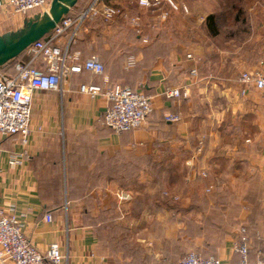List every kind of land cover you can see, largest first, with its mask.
<instances>
[{
	"label": "crops",
	"instance_id": "0c3cea01",
	"mask_svg": "<svg viewBox=\"0 0 264 264\" xmlns=\"http://www.w3.org/2000/svg\"><path fill=\"white\" fill-rule=\"evenodd\" d=\"M102 2L140 15L150 40L143 43L138 35L137 40L127 34L130 25L123 16L109 21L104 29L99 27V32L97 27L85 26L71 52L83 58L98 56L105 63L106 72L73 73L62 92H33L26 141L20 134L0 137V208L19 217L25 234L42 252L46 253L51 243H59L62 251L69 254L63 264H129L134 254L135 263L167 264L181 257L191 247V241H201L193 236L191 240L190 233L182 232V207L139 211L138 215L146 217L144 220L163 217L162 232L155 244L146 234L154 229L151 224L138 221L133 226L129 222L127 227L132 234L135 231V235H140L136 237L142 247L139 254L134 253L137 246L127 242L128 237L123 253L111 251L104 239L100 241L97 227L89 222L91 217H100L101 209L116 201L119 191L130 192L133 197L137 190L122 186V181L131 182L130 175L137 164L138 181L144 182L147 189V157L177 171L187 170L190 176L193 171L199 174L201 168L207 169L208 176L201 178L206 181V189L212 186V190L219 188L222 181L221 185L227 183L235 188L243 180L240 173L244 166V173L252 175L244 180L246 187L233 195L223 209L226 234L216 257L222 264L240 261V254L233 247L245 226L249 262L256 264L264 258V89L242 84L239 74L264 73V3H252L246 23L248 31L232 29L224 40L222 29L214 34L206 24L208 15L225 9L223 3H179L180 11H172L166 21H161L158 11L140 6L138 0ZM89 4L85 3L84 8ZM164 6L168 8L167 4ZM179 13L184 17L182 21H178ZM25 18L1 10L0 33L2 27L20 28ZM184 34L188 38L182 37ZM154 41L171 43V48L156 57L155 53L146 54L136 48L151 47L150 42ZM131 54L137 55L139 63L127 73L130 84L152 97L153 111L141 126L116 132L103 118L110 104L107 96L102 93L90 97L79 88L83 83L105 86V77L109 83H120L118 80L123 78L112 76L110 71L125 72L126 58ZM41 64L39 60L38 65ZM172 88H179L182 94L168 97L166 91ZM243 88L246 93H242ZM167 112L180 113L181 121H166ZM202 140V153H197ZM13 155H22L23 162L11 163ZM191 157L193 167L186 165ZM239 157L248 163L237 162ZM198 199L189 196L185 200L191 204ZM127 205L115 209L116 213L132 214ZM47 214L52 215L51 221L46 219ZM99 225L104 228L103 222ZM113 253L119 259L113 261Z\"/></svg>",
	"mask_w": 264,
	"mask_h": 264
},
{
	"label": "built area",
	"instance_id": "2783aa9c",
	"mask_svg": "<svg viewBox=\"0 0 264 264\" xmlns=\"http://www.w3.org/2000/svg\"><path fill=\"white\" fill-rule=\"evenodd\" d=\"M52 0H0V11L11 14L29 16L49 9ZM140 6L158 11V18L166 21L172 11H178L180 6L173 0H138ZM168 5V8L164 5ZM187 11V7L183 6ZM95 16H102L106 22L123 16L133 30L148 43L150 37L144 32L142 17L124 12L120 6L103 3L102 0H93L91 4L76 18L65 16L57 25L53 33L46 39L33 43L27 52L30 58L26 62H17L14 72L0 70V137L20 134L26 141L30 134V121L32 115L33 92L35 90L63 91V85L73 73L85 71L95 74H104L103 62L97 57L82 59L79 53H72L71 43L78 35L85 20ZM66 37L65 42L63 41ZM188 57H192L191 54ZM41 60L42 64L38 65ZM135 59L131 58L129 64L133 65ZM239 81L244 85L254 84L259 89H264V73L243 72ZM105 86L95 83H83L79 91L90 97L104 93L110 104L105 113L106 125L116 131L124 132L133 130L148 118L153 111L152 97L143 90L124 86L119 82L109 83L105 77ZM246 93V89H242ZM182 94L179 88L166 91L168 97H178ZM164 119L168 122H179L182 115L177 112H167ZM204 140L196 149L202 153ZM10 162L19 164L23 162L22 155L11 156ZM187 166H194V157L186 161ZM207 169L199 171L200 177L208 176ZM207 192L212 190L208 187ZM165 195H169L165 192ZM117 197L120 201H127L132 194L119 191ZM178 200V195H172ZM46 219L52 220V215L47 214ZM234 251L240 254L241 259L237 264H251L249 262V235L247 228L241 227L239 238L234 243ZM69 254L62 251L57 242L49 245L46 253L42 252L23 230V223L16 214L7 213L0 208V264H63L68 260ZM167 264H222L221 259L213 255H202L197 251H189L183 257ZM256 264H264V258H259Z\"/></svg>",
	"mask_w": 264,
	"mask_h": 264
},
{
	"label": "rangeland",
	"instance_id": "374dc122",
	"mask_svg": "<svg viewBox=\"0 0 264 264\" xmlns=\"http://www.w3.org/2000/svg\"><path fill=\"white\" fill-rule=\"evenodd\" d=\"M175 3H177L179 6L181 3H232L233 0H173ZM93 0H78L79 5L74 8H72V11L75 13L79 7L82 8L85 6V3H92ZM239 3H242L243 8V17L245 23H237L236 27L230 28L229 25L225 24L221 28L224 34L220 33L222 39L227 38V33L229 31H232V29H235L236 31H242L241 33H244L248 31V26L246 25L248 18L250 17V14L252 13L253 7L252 3H264V0H238ZM130 3H136L131 2ZM180 3V4H179ZM190 7V6H189ZM189 9H187L188 12ZM180 11V10H179ZM186 11V10H185ZM149 16V15H148ZM184 17L178 15V21H182ZM156 19V18H154ZM93 21H98L97 25L99 27H106L108 22L106 21H99V19H95ZM90 23V22H89ZM180 23V22H177ZM88 26V24H86ZM130 28L127 27L126 33L131 34L130 31H134L131 26ZM10 27H2L1 33L6 32ZM182 28V27H181ZM181 28L180 31H181ZM178 29V30H179ZM183 29V28H182ZM6 30V31H5ZM135 35V33L133 32ZM132 37H135L133 36ZM182 37H187V35H182ZM220 37L218 38V41H222ZM144 43V42H143ZM241 75V74H239ZM239 77V76H238ZM123 83L122 80H118ZM235 160V162L239 163H248V160L246 158L240 159V157ZM187 165V164H186ZM186 167V166H185ZM240 173L242 177L241 183L239 185H235V188L231 187L225 183L223 185L222 182L219 184L220 187L218 188L216 186V189L211 190L207 192L206 190V181L202 180L198 172L193 171V175L190 176L189 171H185L180 169L178 171V175H171L168 176V178H164L160 183H155L153 186L148 185L147 189H143L140 191H133V197L130 200L127 201H120L118 198L117 200L120 201H112L110 205L107 207H103L101 209V215L100 217H94L99 222L104 223V229H105V235L108 237V240L111 241V251L116 253H123L124 251V243L127 242L132 243L133 245H136L133 249L134 253L137 252V254L140 253V249L142 248L139 246V242H137L136 237H140V235H135V231L132 234L131 229L127 227L129 222H132L133 225L140 221L142 223H149L154 227L151 232L146 233L149 237V239L152 241L153 244L157 243L155 241L157 237L160 235L162 230H160V224L162 223L163 217H157V216H140L139 211L140 210H158L160 208H171V207H182L181 211V221L184 222L185 226L182 228V232L185 234L190 233L191 234V240L193 238H201L200 242L193 243L191 241V247L189 246L187 250L183 251L184 253L181 255L183 257L186 253L189 251H197L201 253L202 255H213L217 256V252L220 248L222 238H224L226 234V221L225 216L223 214V209L225 206L230 202V198H232L233 195L238 194V192H241L245 187L244 180L248 179L252 172L249 173V175L245 172V168L241 169ZM193 177V178H192ZM190 178L192 180L190 181ZM188 179V180H187ZM221 180V178H219ZM231 179V178H230ZM136 190V189H134ZM165 192H168L169 195H165ZM172 195H178L179 199L174 200L172 198ZM74 196H77V193L74 194ZM189 196H196L200 197L198 200H194L191 202V204L186 202V198ZM209 198V200H208ZM128 203L127 208L132 210V214L130 213L129 216L126 215H119L116 213L115 209H118L120 207H123V204ZM212 203V204H211ZM193 205L194 209L189 210V207ZM197 207V208H196ZM196 208V209H195ZM101 219V220H100ZM143 219V220H142ZM134 226V225H133ZM155 230V231H154ZM196 234V235H194ZM193 235V238H192ZM112 236V237H111ZM132 236V237H131ZM145 236V234H143ZM134 237V238H133ZM132 238V239H131ZM106 240V239H105ZM155 241V242H153ZM160 241L158 240V243ZM152 244V245H153ZM144 249V248H143ZM142 250V249H141ZM113 253V261L117 259V255ZM111 256V255H110ZM181 257L175 258L180 259ZM119 259V257H118ZM136 256L134 254V258L132 257V261L129 264H139L135 263ZM119 261V260H117Z\"/></svg>",
	"mask_w": 264,
	"mask_h": 264
},
{
	"label": "trees",
	"instance_id": "16d2710c",
	"mask_svg": "<svg viewBox=\"0 0 264 264\" xmlns=\"http://www.w3.org/2000/svg\"><path fill=\"white\" fill-rule=\"evenodd\" d=\"M78 5H79V3L77 2V4L75 6L77 7ZM223 5L225 6V9L223 11H221V12H219L217 14H210V15H208V17L206 19V24H207L209 30L212 33H214V34L219 33L220 32V29L225 24L232 25V24H237L238 22L245 23L244 22V17L242 16L243 15L242 3H239L238 0H233L232 3H223ZM86 8H84V7L80 8L79 7V9L75 13L71 9V11L69 12V14L66 15V16H70V17L76 18ZM95 19H99V21H105V19L102 16H95V17H93L91 19L85 20L84 23L82 24L80 30L78 31V35L81 34V31L85 28V26H87L86 24H88L89 27L90 26L97 27L98 29L96 30V32L101 31L100 28H99V25H97L98 21H93ZM130 32H131V36H132V34L134 32L135 35L133 34V36H135L134 38L137 39V35L138 34L135 31H133V32L130 31ZM49 35H46L42 39H46ZM78 35L74 38L73 42L71 43V47H70V50L71 51H73V46H74V43H75L76 39L78 38ZM150 46L151 47H148V48L147 47H143V48L136 47V48L139 49V51L142 50L146 54H147V51H149L148 54L151 53V52L152 53H155L154 54V57H156L157 54H162V53L164 54V53L168 52L170 50V48H171V43H158L157 41H154L152 43L150 42ZM94 56H96V55H94ZM136 57H137L136 54L128 55V57L126 58L127 59L126 65L124 66V70H126L125 72H122L120 70H112V71H110V74L112 76L123 78V79H120V80L123 81V83L120 82L122 85H124V86H130L133 89H136V88L132 84H130L131 77L130 76H127V73H129V71L131 69H134L138 65L139 61H137ZM29 58H30V55L27 53V51H25L20 56L16 57L15 59L11 60L10 62H8L4 66H2L0 68V70H2L4 72L13 73L14 72V65L17 62H20V61L26 62V61L29 60ZM86 58H88V57H86ZM86 58H83L82 57V59H86ZM131 58L135 59V62L133 63V65H130L129 64V60ZM99 59H101V58H99ZM103 64H104V68H105V72H106V65H105L104 62H103ZM114 67H118V66L117 65H114ZM104 117H105V114H104L103 118ZM146 161H148L147 180H148V183H149L150 186H153L155 183H158L159 184L160 181H162L166 177L168 178V176L178 175V171L177 170L170 168L164 162H161V161L153 158L152 156L147 157ZM139 170H140L139 164L135 165V167L132 169V172H131V175H130L132 177L131 182L128 183L126 181H122V186L127 187V188L132 187L133 189H136L137 191L143 190L146 185H145L144 182H140L139 183V181H138V178L140 176ZM191 209H194V206L193 205H191L189 207V210H191ZM91 218L92 219H90L89 222L92 225H94V226L97 227L96 229H97V231H99L98 232V237H99L100 241H102L104 239V243H105L106 246L111 245V243H110L111 241H109L107 239V236L105 237V234H104V231H103L104 228L101 229V227L99 225L100 222L97 219L93 218V217H91ZM194 235H196V234H194ZM47 264H53V263L51 261L47 260Z\"/></svg>",
	"mask_w": 264,
	"mask_h": 264
},
{
	"label": "water",
	"instance_id": "95a60500",
	"mask_svg": "<svg viewBox=\"0 0 264 264\" xmlns=\"http://www.w3.org/2000/svg\"><path fill=\"white\" fill-rule=\"evenodd\" d=\"M77 2L52 0L48 10L26 16L20 28L0 33V68L27 51L33 43L53 33Z\"/></svg>",
	"mask_w": 264,
	"mask_h": 264
}]
</instances>
